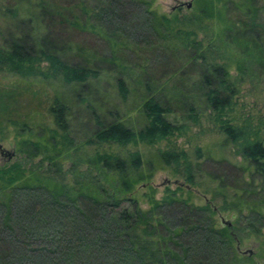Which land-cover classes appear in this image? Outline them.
<instances>
[{"label": "trees", "instance_id": "obj_1", "mask_svg": "<svg viewBox=\"0 0 264 264\" xmlns=\"http://www.w3.org/2000/svg\"><path fill=\"white\" fill-rule=\"evenodd\" d=\"M153 2L0 0V70L72 85L76 100L87 102L96 124L85 141L76 143L69 135L71 106L61 93H56L50 106L54 127L47 124L36 130L25 121L7 120L22 136L19 152L25 158L0 165V264H243V258L254 257L240 255L234 243L236 236L243 240L252 233L263 234L264 121L233 114L238 87L226 65L209 59L187 19H220L229 38L264 64V3L195 0L197 13L180 16V10L158 12ZM229 7L240 9L234 15L237 20L227 15ZM80 30L95 33L98 41L113 42L123 51L151 53V63L165 65L162 76L148 74L149 68L140 70L139 125L122 118L116 105L105 108L107 103L94 99L100 94L102 69L98 67L114 71L121 99H128L130 85L126 70L114 69L124 59L117 49L110 54L100 51L76 38ZM80 54L81 60L75 58ZM205 115L249 163L247 167L219 160L200 146L195 158L175 144L158 149L156 158L159 165L182 176L186 188L197 184L196 170L204 171L208 159L231 166L239 180L231 187L239 189L230 201L224 190L228 191L226 178L232 175L209 176L219 178V194L226 199L220 209L233 211L234 220L243 219L238 233L227 225L217 226L213 206L191 202L183 185L167 188L169 193L162 199L152 196L151 206L142 208L135 196L137 185L152 178L156 167L152 161L146 165L139 150L125 155L95 152L87 161L99 171L98 177L94 181L87 175L76 178L73 188L57 176L60 160L75 145L171 143L186 136L191 124H200ZM40 155L39 162L27 166V161ZM247 171L251 181L245 179ZM256 179L263 188L255 185ZM258 257L264 260V245Z\"/></svg>", "mask_w": 264, "mask_h": 264}, {"label": "rangeland", "instance_id": "obj_2", "mask_svg": "<svg viewBox=\"0 0 264 264\" xmlns=\"http://www.w3.org/2000/svg\"><path fill=\"white\" fill-rule=\"evenodd\" d=\"M262 2L264 3V0H262ZM175 3V0H154L152 7L160 13H171L174 10H180V16L184 14L193 15L194 12L197 13L195 0H193L192 7L182 6L180 9H172V5ZM239 11L240 9L236 7H229L227 15L234 17L233 20H237L234 15H238L237 13ZM261 17L264 19V8L261 10ZM91 22L98 23L94 18L91 19ZM187 24L196 29L197 36L199 39H202L209 59L226 65L230 72L231 79L237 85L238 93L233 114L236 116L243 114L251 115L257 121L259 119L264 121V64L259 61L256 56L250 54L238 40L229 38V32L226 31V23L222 22L220 19L218 21L216 19L203 18L199 20L198 18H193V20L187 19ZM231 24L234 26L233 22ZM87 31L80 30V33L76 34V38L80 40L85 39L89 43L91 42L92 45L100 48V51L108 54H110V50L113 48L117 49L119 56L124 58L123 64L118 61V64L116 63V65L113 64L109 66H117L114 67L116 70L124 68L126 70L125 74L128 77V84L130 85L128 99H121L116 89L114 71L111 73L108 70L111 67H98L102 69V77L100 78L98 86L100 94L98 95L97 93L94 99H97L98 103H107L105 108L109 106V104L116 105L114 109L121 113V117L123 116L122 118L128 119L130 122L132 120L134 124L139 125L142 121V117L140 116L138 104L140 101V94L143 91V84H140V80L142 81L143 77L138 78V76L141 74L142 70L147 68L150 69L148 74L162 76L164 73L162 67H165V65L158 62L151 63L150 61L154 57L150 56L151 53L149 54L138 50L136 52H131L129 49L123 51L113 45V42L107 43L98 41L99 35L95 33L89 34ZM81 57V54L75 56V58L80 60ZM96 63L100 66H107V64L101 63L100 61H96ZM122 66H126L127 68ZM157 81L161 82V80ZM56 93L65 95L71 106L68 115L70 137L74 139L76 143L85 141V139L91 135L96 124L92 113L86 108L87 102L80 103L76 100L72 85L66 84L62 80H57L55 78L49 80H45L41 77L25 78L17 74L0 70V143L6 148L15 151V155L9 162L12 163L21 158L23 159L25 158V154L19 152V142L22 136L18 134L16 125L7 123V120L16 119L20 122L25 121L30 126L35 127L36 130H38L41 125L48 124L54 127L55 124L50 112V106ZM112 99H114V101ZM178 119L182 120L179 116ZM172 142L168 143L164 141L155 146H147L145 144L120 146L109 143L98 146L81 145L79 147L75 145V147H72L71 151L66 153L60 160L62 169L57 176L63 178L66 183L70 184L73 188L74 185H76V178L87 175L89 180L94 181L95 177H98L99 171L93 169V166L87 161L95 152L108 151L125 155L129 151L139 150L146 159V165H149L148 161H152L153 165L156 167L152 178L137 185L135 196L138 197L142 208L148 209L151 206L149 199L152 196L156 199H162L169 193L167 188L175 190L177 186L183 185L185 189L184 196H190L191 202L197 205H205L207 203L204 198L205 195L218 207L228 220H231L234 212L220 209L226 199L221 193L219 194V178L214 180L209 175L210 173H214L215 175H223L225 178L226 176L224 174L226 173L232 175L230 179L226 178V180L229 181L228 191L224 190L228 201H230L235 192L239 189L231 187L232 183L238 185V175L235 170H232L231 166L219 164V160L226 159L232 164L246 167L249 163L242 156L236 154L234 146L226 141V137L222 132L213 127L206 115L202 117V122L200 124H191L190 130L186 136L174 138ZM174 144L179 148L189 151L193 158L196 157L194 153L196 147L200 146L206 152L219 158V160L208 159L205 161L203 165L205 170H196L197 184L190 186V188H186L184 178L173 173L169 167L159 165L160 163L156 158L158 149H166ZM40 158H43V155L27 161V166L36 164L39 162ZM5 162L6 161L0 154V165H3ZM47 163L48 161H45V164H43L45 168L47 167ZM146 172L148 171L146 170ZM225 178H223V180ZM252 178V175L247 171V173H245V179L251 181ZM254 182L259 188H263L259 179H256ZM152 188L155 189V191H153ZM214 218L216 220V225L220 227L222 223L219 214L216 213ZM242 222V218L240 220H233L234 224L232 228L236 233H238L237 229L241 226ZM262 232V235L258 236L252 233L250 236H245L243 240H240L243 249L253 248L255 250L254 257H248L247 259L243 258V264L264 263V260L258 257V252L264 245V228ZM234 246L237 251L236 242Z\"/></svg>", "mask_w": 264, "mask_h": 264}, {"label": "water", "instance_id": "obj_3", "mask_svg": "<svg viewBox=\"0 0 264 264\" xmlns=\"http://www.w3.org/2000/svg\"><path fill=\"white\" fill-rule=\"evenodd\" d=\"M175 2H176V3H175L174 5H172V9H176V8L179 7V6L192 7V5H193V0H175ZM0 154H1V156L3 157V159H4L5 161H10L11 158L15 155V151L6 148L2 143H0ZM168 182H170V181H168ZM204 198H205L206 202H207V203H210V204L213 206L214 210L217 211V213H218L219 216H220V219H221V223H222V225H227V226H229L230 228H232V226H233V220L235 219L236 214H233V215H232V219H231V220H228V219H227V218L221 213V211L218 209V207L215 206V205L213 204V202L210 201V200L208 199L207 196L204 195ZM235 238H236V248H237V251H238L241 255H250V256H252V255L255 254V250H254L253 248L243 249V248L241 247V241H240V239H238L237 236H236Z\"/></svg>", "mask_w": 264, "mask_h": 264}]
</instances>
